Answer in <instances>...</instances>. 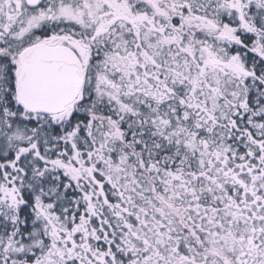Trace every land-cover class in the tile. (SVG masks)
Returning a JSON list of instances; mask_svg holds the SVG:
<instances>
[{
  "label": "snow or ice",
  "instance_id": "obj_1",
  "mask_svg": "<svg viewBox=\"0 0 264 264\" xmlns=\"http://www.w3.org/2000/svg\"><path fill=\"white\" fill-rule=\"evenodd\" d=\"M0 264H264V0H0Z\"/></svg>",
  "mask_w": 264,
  "mask_h": 264
}]
</instances>
